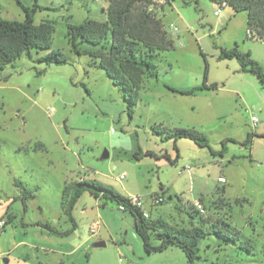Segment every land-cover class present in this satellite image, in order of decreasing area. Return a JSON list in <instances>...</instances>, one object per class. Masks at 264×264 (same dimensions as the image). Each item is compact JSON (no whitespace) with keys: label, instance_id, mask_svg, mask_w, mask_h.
Instances as JSON below:
<instances>
[{"label":"rangeland","instance_id":"rangeland-1","mask_svg":"<svg viewBox=\"0 0 264 264\" xmlns=\"http://www.w3.org/2000/svg\"><path fill=\"white\" fill-rule=\"evenodd\" d=\"M19 1L34 9L35 24L53 23L50 50L67 62H38L47 51L32 50L0 70V264H188L176 246L146 254L131 214L115 202L84 192L66 214L63 190L79 180L124 188L141 198L150 221L178 228L198 225L187 206L204 201V219L228 221L254 249L207 235L194 264H264V86L221 55L236 48L264 70V40L247 38L246 12L211 0L151 5L174 47L155 59L156 75L144 78L129 109L121 87L67 39L68 23L105 18V0ZM0 15L24 20L16 0H0ZM162 128L196 129L209 147L166 140L153 131ZM223 189L228 206L214 212L211 201ZM159 196L164 201L153 205Z\"/></svg>","mask_w":264,"mask_h":264},{"label":"trees","instance_id":"trees-1","mask_svg":"<svg viewBox=\"0 0 264 264\" xmlns=\"http://www.w3.org/2000/svg\"><path fill=\"white\" fill-rule=\"evenodd\" d=\"M108 5L104 10L103 20L87 19L82 23L67 24V39L74 53L89 54L96 66L103 69L111 81L120 86L124 92V99L129 109L136 103L139 91L145 77L156 75L155 59L160 53L173 49V40L169 37L162 21L149 10L152 0H105ZM166 3L169 0H164ZM219 7H231L235 12H246L247 31L251 33L247 38L264 40V0H211ZM24 12V20H7L0 15V70L11 64L22 55H31L32 50L47 51L38 58V62L50 64H64L67 57L60 51H51V39L54 26L51 21L34 23L33 10L16 0ZM35 7H37L35 5ZM81 43H88L98 47L88 51L80 48ZM222 57L236 59L240 63L241 71L256 75L264 86V70L250 57L249 53H241L236 48L221 51ZM216 85L203 84L200 88H215ZM182 94H191L192 90L169 88ZM155 133L166 140L189 139L200 147H209L206 135L193 128L154 129ZM248 135L246 143L250 141ZM84 192H89L96 199H104L122 206V211L131 214L133 227L140 237L146 254L163 251L169 247L180 248L188 264H194L198 258L199 243L207 235L222 238L226 243H232L236 249L252 252L254 247L247 239L241 237L239 231L234 230L228 221L206 220L193 206L188 203V216L194 219V213L199 217L198 225L191 228H178L161 220L150 221L143 216L141 209L131 203L127 196L96 181L79 180L66 186L62 193V207L66 214L70 212L74 203ZM224 189L211 201L214 212L222 206H228L223 197ZM246 202V199L244 200ZM236 199L234 204L242 205ZM240 202V203H239ZM6 224V221H5ZM48 227L47 225H45ZM4 228H2V232ZM152 239L158 241L152 243Z\"/></svg>","mask_w":264,"mask_h":264},{"label":"built area","instance_id":"built-area-1","mask_svg":"<svg viewBox=\"0 0 264 264\" xmlns=\"http://www.w3.org/2000/svg\"><path fill=\"white\" fill-rule=\"evenodd\" d=\"M94 1H98V0H94ZM152 2H153L152 5L154 3L160 4V3L164 2V0H152ZM220 10L215 11V15H217V16L220 15ZM169 29H170V32H171L172 35L175 34L176 27L173 24H170ZM247 34L249 36L251 35V33L249 31H247ZM251 123L255 127L257 125V123H258V118L256 116H252L251 117ZM123 178H124V174L120 175V179H123ZM218 182L224 183L225 182V178L219 177L218 178ZM128 198L130 199V201H131L132 204H134L136 207H138L139 209H141V211L143 213V216L145 218H148L149 217L147 211L143 208V202H142V200H141V198L139 196L130 195V196H128ZM163 201H164L163 198L161 196H159V197H155L153 199V202L152 203H153V205H158V204H161ZM193 206L201 214L204 215L206 213V210H205L204 206L199 201H194L193 202ZM119 209L122 210L123 207L122 206H119ZM4 226H5V220H0V231L1 232H2V228H4ZM91 232L93 233V230H91Z\"/></svg>","mask_w":264,"mask_h":264},{"label":"crops","instance_id":"crops-1","mask_svg":"<svg viewBox=\"0 0 264 264\" xmlns=\"http://www.w3.org/2000/svg\"><path fill=\"white\" fill-rule=\"evenodd\" d=\"M105 8H106V7H105ZM105 8H104V9H105ZM104 14H105V13H104ZM218 178H219V177H218ZM223 178H224V177H223ZM219 183H220V182H219ZM224 183H226V180H225ZM224 183H223V184H224ZM122 190H123L124 192H127L126 189H124V188H123ZM124 192H123V193H120V194H122V195H124V196H127V197L130 196V194H131V193H129V192H127V193H124ZM170 199H171V198H170ZM194 201H199V202L204 206V203H205L204 201H201V200H194ZM194 201H193V202H194ZM193 202H192V203H193ZM231 213H232V212H231ZM74 249H75V248H74ZM74 249H73V250H74ZM73 250H72V251H73ZM72 251H70V252H72ZM70 252H68V253H70Z\"/></svg>","mask_w":264,"mask_h":264},{"label":"water","instance_id":"water-1","mask_svg":"<svg viewBox=\"0 0 264 264\" xmlns=\"http://www.w3.org/2000/svg\"><path fill=\"white\" fill-rule=\"evenodd\" d=\"M108 157V154H107V152H105L103 155H102V157H101V159H105V158H107ZM171 197H169V199H170ZM94 246H104V243L103 242H97V243H95L94 244ZM6 261V260H5Z\"/></svg>","mask_w":264,"mask_h":264}]
</instances>
